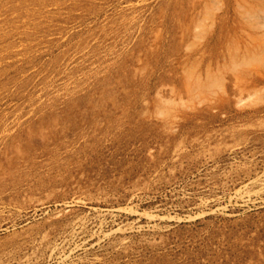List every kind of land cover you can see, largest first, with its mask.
I'll return each mask as SVG.
<instances>
[{
    "label": "rangeland",
    "instance_id": "obj_1",
    "mask_svg": "<svg viewBox=\"0 0 264 264\" xmlns=\"http://www.w3.org/2000/svg\"><path fill=\"white\" fill-rule=\"evenodd\" d=\"M0 264H264V0H0Z\"/></svg>",
    "mask_w": 264,
    "mask_h": 264
}]
</instances>
